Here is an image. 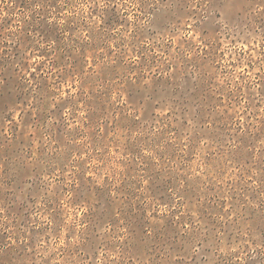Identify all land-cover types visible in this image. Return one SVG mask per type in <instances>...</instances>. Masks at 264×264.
Here are the masks:
<instances>
[{
    "label": "rangeland",
    "instance_id": "1",
    "mask_svg": "<svg viewBox=\"0 0 264 264\" xmlns=\"http://www.w3.org/2000/svg\"><path fill=\"white\" fill-rule=\"evenodd\" d=\"M0 264H264V0H0Z\"/></svg>",
    "mask_w": 264,
    "mask_h": 264
}]
</instances>
